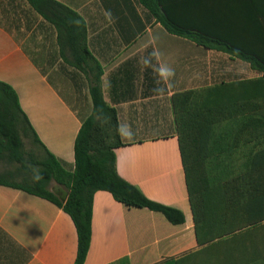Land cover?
Listing matches in <instances>:
<instances>
[{"label": "crops", "instance_id": "1", "mask_svg": "<svg viewBox=\"0 0 264 264\" xmlns=\"http://www.w3.org/2000/svg\"><path fill=\"white\" fill-rule=\"evenodd\" d=\"M161 9L207 36L208 47L169 33L155 18ZM233 47H246L249 55ZM154 48L162 53L158 71L164 64L175 69L171 80L159 74L155 81V65L140 63ZM260 62L264 0H37L36 7L0 0V83L13 90L41 157L49 153L73 172L75 140L91 114L90 90L98 81L118 123L127 122L134 133L131 140L119 135L118 175L184 216L183 224L173 225L159 212L96 191L83 264H255L254 248L247 247L243 262L239 248L227 258L229 249L197 241L171 98L230 85L254 105L264 95ZM1 142L0 135V264H74L78 238L71 217L12 187L22 166Z\"/></svg>", "mask_w": 264, "mask_h": 264}, {"label": "trees", "instance_id": "2", "mask_svg": "<svg viewBox=\"0 0 264 264\" xmlns=\"http://www.w3.org/2000/svg\"><path fill=\"white\" fill-rule=\"evenodd\" d=\"M27 1L36 7L37 0ZM161 11H155V18L169 33L208 47L207 36L197 30L183 28L163 9ZM232 49L249 55L246 47ZM260 64L264 66V62ZM158 77L155 65V81ZM0 92L4 97L0 99L1 147L15 157L26 175L31 174L30 179L23 180L30 182L29 186L13 183L12 187L48 200L71 217L78 238L74 264H83L89 249L92 199L96 191L109 192L116 201L128 207L159 212L173 225L184 223L181 211L149 200L118 175L114 149L122 144L117 133V111L103 100L98 81L90 90L91 114L81 120L75 140L73 172L64 170L49 153L40 162L24 160L20 154L19 128L27 132L29 124L17 105L13 90L0 83ZM246 99L245 94L235 93L230 85H222L174 94L171 104L197 241L229 249V253H224L227 258L231 256L232 248H239L238 255L243 262H247V247L254 248L250 258L254 257L255 264H264V148L247 156L242 153L246 161L241 160L244 166L238 170L232 169L233 161L229 154H218L219 149L227 145L217 140L218 133L226 124L228 127L223 135L233 133L235 128L231 125L236 119L242 120L247 129H253L256 136L264 135V95L256 96L254 105ZM105 115L109 117L113 140L108 139L106 128L95 120V117ZM263 142L258 141L255 146L263 145ZM227 143L226 147L231 148V142ZM33 165L40 170L29 171ZM224 165L225 172L220 168ZM51 181L67 192L64 202L51 188L47 190L46 184Z\"/></svg>", "mask_w": 264, "mask_h": 264}, {"label": "rangeland", "instance_id": "3", "mask_svg": "<svg viewBox=\"0 0 264 264\" xmlns=\"http://www.w3.org/2000/svg\"><path fill=\"white\" fill-rule=\"evenodd\" d=\"M106 117L102 116V117H95V120L97 122H99L100 125H102L104 128H106V132H107V136L109 140H113L114 139V135L112 130L110 129V121H109V117L107 115H105ZM233 125H231L232 127H234L235 129L233 130V133H229L227 132L226 135H223L222 132H225V130L228 127V124L224 125V129L221 133H218L217 135V140H222L224 142H226V144L228 145L227 142H231V148H227L226 146L223 145V147H221L219 149V153L221 154L223 152H226L227 154H229L231 156V160L233 161L232 163V169H236L238 170L239 167L244 166V160L245 158H243L244 155H242V153H244L246 156L250 153V152H254L256 150H259L261 148H264V142L263 145H258L255 146L256 142H262L264 141V135L262 136H256L253 132V129H247L246 127H244V125H242L243 121L240 119H236ZM236 125V126H235ZM22 127V125H19V127ZM237 128H239V131H236ZM8 129V128H7ZM20 129V142H21V146H20V154H22V156H24V160H31L32 162H40L42 159L41 157V153L39 151V148L37 147V145H35L33 143V141L31 140V137L28 136V133L26 131L22 132L21 128ZM232 134V135H231ZM259 137V138H257ZM224 144V143H223ZM252 145V146H251ZM233 146V147H232ZM251 146V147H249ZM245 156V157H246ZM241 160H244L241 162ZM242 163V164H241ZM241 164V165H240ZM222 170H226L225 165L223 167H220ZM34 170V172H38L40 170V167H36V166H31L29 171ZM22 169L17 167V176L15 177V183H19L20 185L23 186H29L30 182H23L24 178L25 179H30L31 174H25L24 170L22 171ZM24 172V177L21 178L22 173ZM56 186L55 183L53 181H51L50 183L46 184V188L47 190H50V188Z\"/></svg>", "mask_w": 264, "mask_h": 264}, {"label": "clouds", "instance_id": "4", "mask_svg": "<svg viewBox=\"0 0 264 264\" xmlns=\"http://www.w3.org/2000/svg\"><path fill=\"white\" fill-rule=\"evenodd\" d=\"M152 39L153 42H155V40L158 38L153 37ZM161 57L162 53L159 51V49L154 48L153 51L141 58L140 63L146 69H154V65H156L157 61H159ZM159 74L163 79L171 80L175 76V69L167 64H164L159 66ZM153 91L157 94H161L163 90L159 87H156L153 89ZM117 133L122 139L131 140L134 138V133L131 129V126L127 122H121L117 125Z\"/></svg>", "mask_w": 264, "mask_h": 264}, {"label": "water", "instance_id": "5", "mask_svg": "<svg viewBox=\"0 0 264 264\" xmlns=\"http://www.w3.org/2000/svg\"><path fill=\"white\" fill-rule=\"evenodd\" d=\"M51 191L59 198L61 202H64L67 197V192L62 189L60 186H54L51 188Z\"/></svg>", "mask_w": 264, "mask_h": 264}]
</instances>
